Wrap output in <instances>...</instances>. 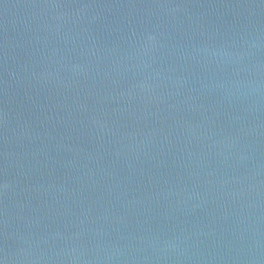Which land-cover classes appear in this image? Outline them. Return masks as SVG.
Segmentation results:
<instances>
[{"label": "water", "instance_id": "1", "mask_svg": "<svg viewBox=\"0 0 264 264\" xmlns=\"http://www.w3.org/2000/svg\"><path fill=\"white\" fill-rule=\"evenodd\" d=\"M0 264H264V0H0Z\"/></svg>", "mask_w": 264, "mask_h": 264}]
</instances>
